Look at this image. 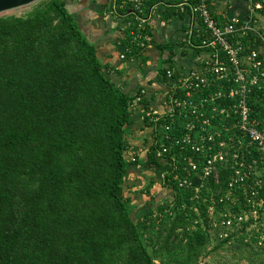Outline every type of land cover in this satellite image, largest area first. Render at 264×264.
<instances>
[{
    "label": "trees",
    "instance_id": "16d2710c",
    "mask_svg": "<svg viewBox=\"0 0 264 264\" xmlns=\"http://www.w3.org/2000/svg\"><path fill=\"white\" fill-rule=\"evenodd\" d=\"M181 1L145 0L144 14L159 2L168 18L176 7L181 9ZM33 2L22 12H0V264H201L229 241L248 252L249 262L237 264H264V245L256 244L260 232L250 234L249 221L221 234L227 229L223 212H250L255 207L249 200V182L264 176L257 143L240 149L239 156L246 164L253 162L254 172L245 185L236 182L231 187L236 175L231 153L219 163L218 181L209 176L200 185L199 173L187 167L194 160L202 172L205 152L194 150L192 143L173 141L166 155H158L161 143L171 141L164 136V126L148 115L156 139L145 157L128 158L135 94L108 75L95 42L67 0ZM130 6L119 7L121 24L131 20L124 28L123 50L142 65L148 58L146 48L156 41L149 23L138 29L140 18ZM196 27L190 42L198 46ZM135 32L141 33L145 45L136 41ZM173 67L170 59L160 67L162 76L167 78V69ZM177 73L175 69L173 76ZM259 94L257 90L250 102L252 115L261 117L264 103ZM189 119L198 124L192 137L198 136L203 118L190 114H177V128L171 132L184 134ZM231 132L234 138L225 130L216 137V148L222 139L230 151L241 145V131L232 127ZM135 162L153 167L157 176L128 194L126 175ZM159 171L164 172L162 179ZM182 176H190L193 185L181 186ZM157 181L172 189L171 198L156 199L151 189ZM142 193L151 194L146 202L152 205L134 216ZM228 193L230 198L219 199ZM260 197L264 202V187L255 196Z\"/></svg>",
    "mask_w": 264,
    "mask_h": 264
},
{
    "label": "built area",
    "instance_id": "2783aa9c",
    "mask_svg": "<svg viewBox=\"0 0 264 264\" xmlns=\"http://www.w3.org/2000/svg\"><path fill=\"white\" fill-rule=\"evenodd\" d=\"M215 1L182 0L180 2L181 8L190 11L192 31L197 25L195 31L200 40L197 45L208 49V53L199 66L188 68L177 73L176 76H173L174 67L167 69L168 78L172 80L167 107L164 111L150 109L147 115L154 124L160 122L164 126V136L171 141V144L165 141L161 143V147L157 150L158 155H166V152L172 148L173 141L181 143L182 146L192 143L191 147L194 150L205 152L206 159L201 167L202 172H199V163L194 160H189L191 168L187 167L188 171L199 173L202 178L200 185H204L209 176L218 181L219 163H223L231 153L235 160L233 166L236 173L229 182L231 187L236 182L245 185L255 168L253 162L246 164L245 160L239 158L240 149L257 143L256 146L264 162V115L261 117L252 115L250 102L259 90L258 97L264 103V0H249L246 15L236 14L227 20L214 13ZM127 4L131 5L134 15L140 18L138 29L142 30L147 23H151L156 4L151 5L150 12L144 14L145 0H112L109 11L121 17L123 14L119 12V7ZM130 22L131 20H128L124 23L123 29ZM134 34L136 41L145 45V41L139 39L141 33ZM121 56H126L125 51ZM196 93H200L199 97L195 96ZM206 107H211V111L208 112ZM177 114L183 116L190 114L196 120L203 118V122L199 125L201 133L192 137L191 130L198 126L193 119L185 123L184 134L172 133L171 131L177 128L175 126ZM215 119L221 122V126L218 125V121L214 123ZM228 121H231V125L227 123ZM232 127H237L241 131L238 138L241 145L230 151L224 147L228 145L227 140L222 139L218 141L220 146L216 148V137L221 136L224 130L227 131L229 138H234ZM243 137L249 138V141L246 142ZM132 159L135 160L136 157L133 156ZM178 181L181 186L186 187L194 183L190 176L179 177ZM200 185H196V191L199 190ZM249 185L251 188L249 200L255 204V207L250 212H223L225 215L223 223L227 229L221 234L227 235L229 231L239 229L245 221H249L247 230L251 231L250 234L253 230L259 231L260 236L256 244L264 245V202L262 197L255 198L260 188L264 187V176L255 177ZM225 197L230 198L229 193L219 199L223 201ZM212 200L213 203L216 202V198L212 197ZM260 206L263 211L259 210ZM210 210L213 212V204Z\"/></svg>",
    "mask_w": 264,
    "mask_h": 264
},
{
    "label": "crops",
    "instance_id": "0c3cea01",
    "mask_svg": "<svg viewBox=\"0 0 264 264\" xmlns=\"http://www.w3.org/2000/svg\"><path fill=\"white\" fill-rule=\"evenodd\" d=\"M111 1L67 0V4L87 36L95 42L97 53L105 63L108 75L124 90L135 94L134 122L129 128L130 146L127 156L130 159L135 156L136 161L139 157L147 155L155 137L154 126L146 120L147 113L150 109L164 111L167 107L172 80L162 76L160 67L167 65L170 59L179 73L199 66L208 49L191 44L192 17L189 11L183 13L182 8L176 7L175 11L165 18V12L159 10L161 4L158 2L150 23L152 37L156 42L146 48V62L141 65L136 58L122 57L125 30L121 17L109 11ZM248 1L216 0L213 11L224 20L236 14L244 16L248 11ZM159 43L163 46H159ZM132 175L135 176L131 177ZM152 175L157 176L153 167L142 166L138 162L130 164L126 175L127 179H132L128 187L130 194L134 193L136 188L142 187L145 179ZM160 181L153 185L152 190L157 185H163ZM163 188L165 189L164 185ZM143 195L138 194L137 199L140 196L143 198Z\"/></svg>",
    "mask_w": 264,
    "mask_h": 264
},
{
    "label": "rangeland",
    "instance_id": "374dc122",
    "mask_svg": "<svg viewBox=\"0 0 264 264\" xmlns=\"http://www.w3.org/2000/svg\"><path fill=\"white\" fill-rule=\"evenodd\" d=\"M36 1V0H35ZM34 3V2H33ZM30 3L15 7L14 9H8L9 11H16V12H22L24 10H26L27 8L30 9L31 6ZM159 177L158 179H162L164 176V172L163 171H159ZM135 175H132L131 177H134ZM149 179H145L144 185H146L148 183ZM132 182L131 178H126L125 181V189L126 192L129 194L131 190H129V184ZM143 185V186H144ZM165 189L162 186L157 185L156 188H154L152 190V192L155 194L156 199L162 201L165 197H172L173 193H172V189H170L169 187L164 186ZM135 189V188H133ZM146 198H145V197ZM144 198V199H143ZM140 196L137 201H138V205L137 207H135V209L133 210V215L135 216L138 212H143L147 209L150 208V206L152 205V202H146V200H148L149 198H151V194L150 195H143ZM169 201L171 202L172 200L169 199ZM248 247V246H247ZM241 248V250H240ZM246 247H239L237 245L236 242L234 241H229L215 249L212 250L211 253H209V255H207L206 257H204V259H202V263L204 260H207V262L209 264H237L236 262H249V260H246V254H248V252L245 249ZM264 256V255H263ZM245 258V259H244ZM201 263V264H202ZM257 263V262H256ZM263 263H264V258H263Z\"/></svg>",
    "mask_w": 264,
    "mask_h": 264
},
{
    "label": "water",
    "instance_id": "95a60500",
    "mask_svg": "<svg viewBox=\"0 0 264 264\" xmlns=\"http://www.w3.org/2000/svg\"><path fill=\"white\" fill-rule=\"evenodd\" d=\"M35 0H0V12L4 10H8L11 8H15Z\"/></svg>",
    "mask_w": 264,
    "mask_h": 264
}]
</instances>
